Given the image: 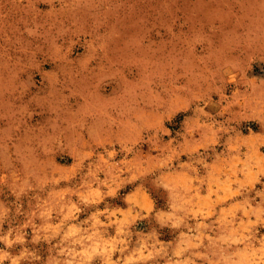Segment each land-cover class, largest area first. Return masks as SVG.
<instances>
[{
	"label": "rangeland",
	"instance_id": "1",
	"mask_svg": "<svg viewBox=\"0 0 264 264\" xmlns=\"http://www.w3.org/2000/svg\"><path fill=\"white\" fill-rule=\"evenodd\" d=\"M0 264H264V0H0Z\"/></svg>",
	"mask_w": 264,
	"mask_h": 264
}]
</instances>
